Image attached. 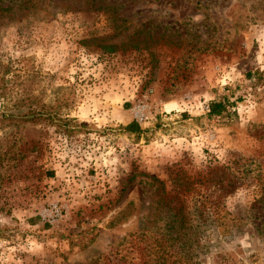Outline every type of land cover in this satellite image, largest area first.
Instances as JSON below:
<instances>
[{
    "label": "rangeland",
    "instance_id": "rangeland-1",
    "mask_svg": "<svg viewBox=\"0 0 264 264\" xmlns=\"http://www.w3.org/2000/svg\"><path fill=\"white\" fill-rule=\"evenodd\" d=\"M9 6L0 264H264V0Z\"/></svg>",
    "mask_w": 264,
    "mask_h": 264
},
{
    "label": "trees",
    "instance_id": "trees-1",
    "mask_svg": "<svg viewBox=\"0 0 264 264\" xmlns=\"http://www.w3.org/2000/svg\"><path fill=\"white\" fill-rule=\"evenodd\" d=\"M9 1L10 0H0V12H3V11L6 12V11H8L11 8V6H9ZM2 3H5L4 6L1 5ZM224 109H225V103L223 101H221V100H213V101L208 102V112H207V114L210 115V116L211 115H219L221 112L224 111ZM125 128L127 130H129V131H139L138 124L135 121L129 122L125 126ZM223 188L224 187H221L222 190H223ZM182 201L183 200L177 201L178 202L177 203L178 204V209H177V212H174L175 217H174V219H171L170 221H168V222H171L170 223L171 227H175V226L177 228L184 227L185 223H189L188 224V228H190V229L196 228V227H198V225H202V224L215 226V219L210 218L208 216L203 218V219H201L200 221H197L196 224L191 222V220H188V221L184 220V218H182V217L177 219L178 212L184 207V202L182 203ZM260 202L263 203V204H260V207H261L262 205H264V198L263 199L260 198ZM170 225H168V227H170ZM262 228H264V222L261 221L260 222V228L257 230V232L258 233L261 232ZM263 232H264V230H263ZM194 236H195L194 232L190 231L188 233V235L185 237V240L182 241L181 244L182 245H187V246L192 245L193 240H194ZM171 238L177 239V238H179V234L176 231H174V234L171 236Z\"/></svg>",
    "mask_w": 264,
    "mask_h": 264
},
{
    "label": "built area",
    "instance_id": "built-area-1",
    "mask_svg": "<svg viewBox=\"0 0 264 264\" xmlns=\"http://www.w3.org/2000/svg\"><path fill=\"white\" fill-rule=\"evenodd\" d=\"M143 107L144 105L141 106L137 105L135 107V110H133V116L135 120L141 121L145 119L144 112H142ZM201 108L205 111H208V105L205 102H202ZM40 214L42 215V217H45L47 220H49V218L51 220H54L62 216L60 210L56 207L55 204H51L48 207V209H42Z\"/></svg>",
    "mask_w": 264,
    "mask_h": 264
}]
</instances>
